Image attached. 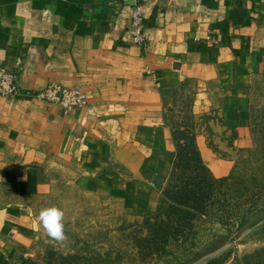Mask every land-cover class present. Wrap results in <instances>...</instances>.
<instances>
[{
    "label": "crops",
    "instance_id": "obj_1",
    "mask_svg": "<svg viewBox=\"0 0 264 264\" xmlns=\"http://www.w3.org/2000/svg\"><path fill=\"white\" fill-rule=\"evenodd\" d=\"M135 1L143 46L128 33ZM1 69L22 91L55 84L87 97L65 113L0 96L1 237L36 238L25 200L41 192L45 166H71L83 193L117 208L126 198L133 213L138 205L163 211L176 151L164 93L187 87V115L195 128L207 119L213 134L211 145L195 136L201 159L214 177L230 173L232 159L216 150L248 144L247 91L264 75V0H0ZM231 131L235 142L226 139Z\"/></svg>",
    "mask_w": 264,
    "mask_h": 264
},
{
    "label": "rangeland",
    "instance_id": "obj_2",
    "mask_svg": "<svg viewBox=\"0 0 264 264\" xmlns=\"http://www.w3.org/2000/svg\"><path fill=\"white\" fill-rule=\"evenodd\" d=\"M188 95L184 86L164 93L169 124L177 129L186 125L211 145L207 119L195 128L187 115ZM247 106L248 144L232 154L216 150L221 158L232 159V170L210 176L200 206L180 199L183 179L194 176L181 171V165L180 171L167 173L161 189L173 206L167 214L139 205L133 213L126 198L116 201L122 204L117 208L107 197L83 193L71 166H45L41 192L25 200L37 218L36 238L21 244L0 236V264H264V75L251 80ZM237 136L231 131L226 139L235 142ZM49 207L64 213L60 239L50 237L38 220Z\"/></svg>",
    "mask_w": 264,
    "mask_h": 264
},
{
    "label": "built area",
    "instance_id": "obj_3",
    "mask_svg": "<svg viewBox=\"0 0 264 264\" xmlns=\"http://www.w3.org/2000/svg\"><path fill=\"white\" fill-rule=\"evenodd\" d=\"M128 33L132 42L137 46H143L146 36L143 27V14L141 4L134 2ZM0 96L6 98H24L39 100L48 104L60 106L65 113L74 109H81L87 104V97L79 89L67 88L51 84L41 91H22L15 83L14 74L9 69L0 70Z\"/></svg>",
    "mask_w": 264,
    "mask_h": 264
},
{
    "label": "trees",
    "instance_id": "obj_4",
    "mask_svg": "<svg viewBox=\"0 0 264 264\" xmlns=\"http://www.w3.org/2000/svg\"><path fill=\"white\" fill-rule=\"evenodd\" d=\"M195 136L196 134L192 128L186 125L179 129L174 128L173 140L175 142L176 151L171 174L173 175L174 172L180 171V165L183 169L181 171L194 173L192 178L187 176L183 179L182 184H180L179 195L180 199H184L185 201L192 200L200 206L206 196H208L206 189L210 187L209 182H212V177L210 178L211 173L204 165L195 145ZM189 182H192V185ZM166 183L163 188H165ZM163 195L170 203L171 198L164 192ZM171 209H173V206L169 204V206L163 210V214L169 213ZM164 232L165 231L161 229L159 234L164 236Z\"/></svg>",
    "mask_w": 264,
    "mask_h": 264
},
{
    "label": "clouds",
    "instance_id": "obj_5",
    "mask_svg": "<svg viewBox=\"0 0 264 264\" xmlns=\"http://www.w3.org/2000/svg\"><path fill=\"white\" fill-rule=\"evenodd\" d=\"M63 216L64 213L61 209L49 207L40 211L38 220L50 237L60 239L63 237Z\"/></svg>",
    "mask_w": 264,
    "mask_h": 264
},
{
    "label": "water",
    "instance_id": "obj_6",
    "mask_svg": "<svg viewBox=\"0 0 264 264\" xmlns=\"http://www.w3.org/2000/svg\"><path fill=\"white\" fill-rule=\"evenodd\" d=\"M164 177L161 176V175H156L155 178H154V181L153 183L157 186H163V183H164Z\"/></svg>",
    "mask_w": 264,
    "mask_h": 264
}]
</instances>
